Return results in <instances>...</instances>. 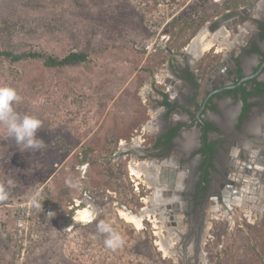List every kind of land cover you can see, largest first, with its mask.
<instances>
[{"label":"rangeland","instance_id":"1","mask_svg":"<svg viewBox=\"0 0 264 264\" xmlns=\"http://www.w3.org/2000/svg\"><path fill=\"white\" fill-rule=\"evenodd\" d=\"M215 19L228 21V29L210 33ZM262 20L264 0H0L1 49L88 54L86 62L65 67L0 57V85L21 96L16 111L43 121L36 136L45 144L40 151L24 149L0 127V184L9 191L0 201V264H264L258 201L245 206L244 196L229 208L232 215L222 207L207 214V230L195 245L194 233L186 235L194 222L172 216L166 184L146 171L164 163L163 152L150 149L166 118L158 107L162 92L172 93L164 78L180 84L186 62L190 69L199 63L211 68L224 50L247 42ZM204 30L214 44L189 52ZM131 162L144 163L145 172L132 176ZM37 191L52 209L47 235L20 260L12 242V201ZM74 199L84 206L77 212L70 208ZM83 209L94 218L76 219ZM121 210L142 216L141 226L125 221ZM101 221L121 236V247L105 245ZM160 240L170 242L167 253Z\"/></svg>","mask_w":264,"mask_h":264},{"label":"flooded vegetation","instance_id":"2","mask_svg":"<svg viewBox=\"0 0 264 264\" xmlns=\"http://www.w3.org/2000/svg\"><path fill=\"white\" fill-rule=\"evenodd\" d=\"M263 26L264 20L259 21L247 42L242 43L240 39L224 51L214 66L207 67L206 73L202 64L190 69L189 62H186L179 67L177 81L180 84L176 85L172 77L164 78V84L172 86V93L163 92L169 104L161 96L158 107L166 118H163L164 122L160 124L150 149L163 152L164 163L161 165L176 169L173 187L168 188V184L164 183L167 188L163 191L169 196L167 200H171L166 204H171L172 215L186 219L190 216V221L192 219L194 223L190 225L191 232L186 235L190 237L189 234L194 233L195 245L206 231L205 218L210 212L222 207L232 215L234 212L229 208L233 204L241 205L244 196L243 205L258 201L259 208L264 207V91L258 93L254 88L256 81L264 82V69L236 87L218 91L254 73L264 62ZM233 30L237 32L235 26ZM245 33L248 31L245 30L243 35ZM254 45L263 55L254 50ZM190 56L193 62L199 59L195 55ZM217 67L219 71L211 75ZM239 87L255 93L247 98L251 105L241 120L242 93L228 92ZM258 99L262 101L260 104ZM225 109L229 111L227 129L223 126ZM255 122L257 125H254ZM173 128L176 131L170 138ZM187 132L193 138L182 140ZM169 176L168 173L163 174L164 179H169Z\"/></svg>","mask_w":264,"mask_h":264},{"label":"clouds","instance_id":"3","mask_svg":"<svg viewBox=\"0 0 264 264\" xmlns=\"http://www.w3.org/2000/svg\"><path fill=\"white\" fill-rule=\"evenodd\" d=\"M21 96L17 90L10 85H0V127H2L8 138L15 141L17 145H22L24 149L40 151L45 146L43 140L37 138V130L43 127V121L35 115L21 114L15 109L21 101ZM73 188L80 187L79 183L67 181ZM9 198L8 189L0 184V201ZM35 204V201L33 202ZM94 213H86V219L94 218ZM98 232L107 234L108 238L104 241L110 249H117L124 243L121 236L114 231L111 224L101 221L97 225Z\"/></svg>","mask_w":264,"mask_h":264},{"label":"built area","instance_id":"4","mask_svg":"<svg viewBox=\"0 0 264 264\" xmlns=\"http://www.w3.org/2000/svg\"><path fill=\"white\" fill-rule=\"evenodd\" d=\"M41 198L40 191L26 198L20 195L13 198L12 242L15 244L16 255L20 260H24L26 255L42 243L47 235L46 225L51 217L52 209L50 205L42 203ZM81 204V199H74L70 208L75 207L76 212L79 207H84Z\"/></svg>","mask_w":264,"mask_h":264},{"label":"trees","instance_id":"5","mask_svg":"<svg viewBox=\"0 0 264 264\" xmlns=\"http://www.w3.org/2000/svg\"><path fill=\"white\" fill-rule=\"evenodd\" d=\"M233 2V0H231ZM231 3H227L224 5V9L229 8ZM262 37L264 38V26L261 32ZM254 50L258 53L262 54V52L257 48L256 45H254ZM263 55V54H262ZM0 57L8 58L11 61H19L23 59H39L43 63V65L47 67H65V66H72L79 63H84L88 60V54L84 51H69L63 56H57L50 53H45L42 51H21V52H14L8 49H1L0 48ZM264 57V55H263ZM201 63L198 65L200 66ZM204 69V73H206L207 67L202 66ZM191 76V75H190ZM192 77V76H191ZM256 92H262L264 91V82L262 81H256L254 85ZM240 91L242 93V112L240 116V120L246 115L250 103L247 102V98L253 96L255 93L252 91H247L244 87H239L235 89H230L228 92L236 93ZM162 96H164V102L166 104H169L167 99L165 98V93L162 92ZM174 106V105H171ZM176 129L173 128L170 130L169 137L171 138ZM168 137V138H169ZM169 140V139H168Z\"/></svg>","mask_w":264,"mask_h":264},{"label":"bare ground","instance_id":"6","mask_svg":"<svg viewBox=\"0 0 264 264\" xmlns=\"http://www.w3.org/2000/svg\"><path fill=\"white\" fill-rule=\"evenodd\" d=\"M226 29V28H225ZM227 30V29H226ZM211 33V32H210ZM224 33H226L225 31H224ZM207 35H209V34H207V32H206V30H204L203 32H201L200 34H199V36H198V40H199V42L201 43L200 45H202V50L204 51H206L207 49H209V48H211V46L214 44L213 42H214V40L212 41V39L211 40H209V39H207ZM220 35V34H219ZM212 38V37H211ZM197 39V38H196ZM197 43V42H196ZM219 47V46H218ZM220 48V47H219ZM219 50V49H218ZM144 166H145V164L144 163H134V162H131V165L129 166V171H130V174L132 175V176H134V177H139V175L142 173V172H145V170L143 169L144 168ZM161 166H163L164 168H167V166H165V165H160L159 166V168H158V170H159V177H160V173L162 174V170H161ZM148 168V167H147ZM170 168V169H169ZM169 168H167V169H165V170H167V171H165V170H163V173H168L169 175L171 174L172 175V169H174V170H176L175 168H173V167H169ZM148 169H150V168H148ZM169 169V170H168ZM147 171V170H146ZM152 172H154V171H152ZM157 174V175H158ZM142 176V175H141ZM147 176V175H146ZM172 176H174L173 177V180L171 181V178H170V176H169V179H164L163 177H162V179L163 180H166V182L165 183H167L168 184V188H172L173 187V184H174V182H175V175L173 174ZM148 177V176H147ZM161 183V182H160ZM150 186V185H149ZM171 186V187H170ZM166 205H168V204H166ZM217 210V209H216ZM77 212V211H76ZM173 212V211H172ZM86 213H89V211H87L86 209H83V210H80L79 211V213H78V215H77V217H76V219H78V220H87L86 218H84L85 217V214ZM174 213V212H173ZM119 214H120V216L125 220V221H127V222H129V223H132L133 225H135V227H140L141 226V223H142V220H143V217L142 216H139V215H133V214H131V213H128V212H125V211H119ZM173 216V215H172ZM88 221V220H87ZM207 230V229H206ZM204 235V234H203ZM173 237H175V235L173 236ZM173 237H170V239H171V241L173 242V240H174V238ZM170 242H168V243H166V242H164L163 240H160L159 242H158V244H159V248L160 249H162V252L163 253H167L168 252V250H167V248H168V244H169Z\"/></svg>","mask_w":264,"mask_h":264},{"label":"water","instance_id":"7","mask_svg":"<svg viewBox=\"0 0 264 264\" xmlns=\"http://www.w3.org/2000/svg\"><path fill=\"white\" fill-rule=\"evenodd\" d=\"M222 25H223L226 29H228V27H229V22H228V21H223L222 19H215V20L212 22V26H213V28H211L212 26L210 27V26L208 25V29H210V30H209L210 32H213V30L216 29V27H220V26H222ZM218 66L221 67L222 64L219 63ZM263 69H264V62H262V63L259 65V67L257 68V70H256L254 73L242 77V78H241L237 83H235V84H231V85L223 86V87H221L220 89H218V91H219V90H223V89H225V88H233V87H236V86L240 85L243 81H245V80H247V79H249V78H251V77H253V76H256L257 74H259ZM218 71H219V68L217 67V68L214 69V71L211 73V75H214V74L217 73ZM160 168H161V170H162V174L160 173L159 180H160L161 183H165L166 180H163L162 177H163V174H164V173H163V170H165V169H167V168H164L163 166H161ZM168 170H169V169H168ZM165 171H167V170H165ZM171 171H172V175H173V174L176 175V170L172 169ZM172 175L170 174L171 181L173 180V177H174V176H172ZM170 187H171V186H170ZM169 194H170V192H169ZM174 204H175V203H174ZM168 206H169V205H168ZM175 206H176V204H175ZM169 213H170V212H169ZM171 218H172V217H171ZM172 222L174 223V221H172ZM174 224H175V223H174Z\"/></svg>","mask_w":264,"mask_h":264},{"label":"crops","instance_id":"8","mask_svg":"<svg viewBox=\"0 0 264 264\" xmlns=\"http://www.w3.org/2000/svg\"><path fill=\"white\" fill-rule=\"evenodd\" d=\"M242 31V30H241ZM241 35V34H240ZM243 37V36H242ZM242 37H240V38H242ZM242 41V43L244 42L243 40H241ZM198 43H199V41H198ZM198 43H196V44H191L190 45V47H187V50H192V53H194L193 52V49L194 50H196V51H198V50H200L201 49V46L198 44ZM241 43V42H240ZM242 43H241V45H242ZM232 44H228V47L229 46H231ZM190 50H189V52H190ZM195 51V52H196ZM225 51V50H224ZM193 55V54H192ZM248 63V62H247ZM156 111H158L157 110V108H154V110H152V113H155ZM158 114H160V113H158ZM157 116V115H156ZM158 117V116H157ZM228 117H229V111L228 110H224V119H223V126L225 127V129H227L226 128V125L228 124ZM151 118H154L153 119V121H152V124L154 125V127L153 128H156V126H159V120L157 121V119L155 120V117H154V115H153V117H151ZM158 118H160V117H158ZM151 121V120H150ZM156 125V126H155ZM254 125H257V122H255L254 123ZM191 138H193L192 137V134H190V132H187V133H184V136L181 138L182 140H185V141H189ZM177 148H180V146L179 145H177ZM163 162H164V160H163ZM155 167V166H154ZM154 167H150V168H152V170L151 169H147V172L149 173V174H155V175H157L158 174V168H159V166H156L155 167V169H154ZM152 171H154V172H152ZM220 205V204H219Z\"/></svg>","mask_w":264,"mask_h":264}]
</instances>
